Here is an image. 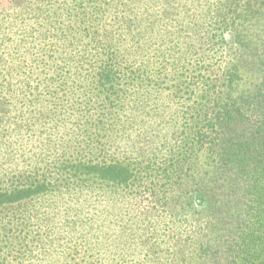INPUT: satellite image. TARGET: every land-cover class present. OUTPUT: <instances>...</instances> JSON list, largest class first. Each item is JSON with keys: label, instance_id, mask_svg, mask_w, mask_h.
<instances>
[{"label": "trees", "instance_id": "16d2710c", "mask_svg": "<svg viewBox=\"0 0 264 264\" xmlns=\"http://www.w3.org/2000/svg\"><path fill=\"white\" fill-rule=\"evenodd\" d=\"M172 2L180 3L166 0L157 19L148 11L136 19L123 0H0V125L19 126L14 149L28 151L34 135L40 141L52 127L64 134L59 146L66 154L106 157L79 162L75 170H68L70 160L64 159L54 165L55 171L25 172L0 184V212L12 207L9 217L0 216V264H47V259L49 264H100L99 258L117 263L118 252L111 257L105 250L115 209L103 203L105 197L99 200L95 186L76 185L87 180L132 191L145 181L158 187L151 192L156 201L150 206L156 223L135 233L136 246L148 248L135 264H264V38L255 50L248 27L264 17V0L212 1L209 21L234 55L222 74L213 70L214 76L206 78L204 86H210L212 96L204 102L206 109L196 113L193 128L184 131L188 134L180 131L177 148L170 143L159 154L165 140L141 146L144 127L126 133L111 121L123 80L143 82L159 75L116 49L118 29L126 31V40L139 42L153 33L142 27L186 31L197 23L190 8L178 14ZM118 5L129 16L119 15ZM240 50L258 53L260 76L251 87L240 86L245 63ZM89 105L101 107L94 120ZM100 120L104 125L98 129ZM75 132L84 134L86 148L77 147ZM198 151L209 166L199 178L185 170ZM191 188L202 192L207 204L188 223L184 211L167 201L176 191L190 194ZM36 202H42L40 210ZM125 203L119 210L128 209ZM37 212L47 216L33 217ZM161 215L171 219L169 225ZM58 225H64L65 235L51 230ZM41 230L55 236L43 242ZM48 243L51 250L71 252L50 257Z\"/></svg>", "mask_w": 264, "mask_h": 264}, {"label": "rangeland", "instance_id": "374dc122", "mask_svg": "<svg viewBox=\"0 0 264 264\" xmlns=\"http://www.w3.org/2000/svg\"><path fill=\"white\" fill-rule=\"evenodd\" d=\"M123 1L137 13L136 19L143 15L142 12L144 11H148L153 18L157 19V16L162 12L166 3V0H158L156 4L152 3L150 0ZM179 1L180 3L172 2L176 8V10H173L178 14H182L184 10L190 8L189 13L192 17L196 18L195 21H197V23L192 24L188 30L177 31L176 28L166 25H160V27L156 28L154 26L152 28L142 27L144 33H149L150 30H153V33L144 34L146 38H142L141 41L137 42L126 40L124 37L127 35L126 31H124L123 28H119L118 36L120 40L116 42V49L118 51L123 54L126 53L130 56L129 58H132L136 62L145 63L150 69L151 74L159 73V75L154 77L153 80L146 79L143 82H140L139 79H134L131 82H128L130 79L123 80L122 91L117 95V99H115L116 107L113 113L114 117H112L111 121L113 125H117L116 127L122 125L126 133H132L138 126L144 127L145 137L139 144L141 146H145L147 140L157 141L159 138L165 140L164 147L159 153L162 155L165 154L167 151L166 147L169 146L170 143L174 148H177L174 143L179 142L178 138L181 136L180 131L184 133V131L187 132V130L189 131L193 128L196 113L206 109L204 102H206L213 93L212 90H209L210 86L209 88L204 86L206 78L214 76L213 70L217 75L222 74L229 60L234 55V50L231 49L228 44L221 43V37L218 36L215 30L217 25L209 21V11L212 8L213 0ZM118 6L119 15L126 14L129 16L128 11H124L125 7ZM133 21H135V19H133ZM248 27L250 37L255 41L256 47H258L255 50H258L261 41L259 38H264V17L260 18L258 22L248 23ZM167 31L169 33H167ZM159 34L163 37V40ZM134 37L135 36H133V38ZM136 38L137 36L135 40ZM241 51L245 63L240 70L242 74L240 86L251 87L259 80L260 76V70L256 64V55L258 53L256 51L250 52L247 50H240V52ZM203 87L205 88L202 90ZM131 105L132 107H130ZM89 106L92 112L91 116H93L92 118L94 120L99 115L101 107H99V105ZM24 114L26 118L28 114ZM96 123L99 125L98 129L104 125L102 120ZM14 127L15 126L10 127L4 124L0 125V184L6 180H8L7 183H9L12 179L15 180L17 176L25 172H40L46 170L48 167H50L52 171H55L54 165L60 164L64 159L70 160L71 167H69L68 170L70 168L75 170L80 167H76V164H79V162L91 161L92 163H97L106 158L102 154H66L63 148L59 146V140L62 142L64 141V134L59 132L58 129L55 131L52 127L48 130L50 135L45 136L47 133L46 131V133L42 134V139L40 141L34 135L32 143H30L33 146H29L28 151L20 153L18 150L16 151L14 149L17 147L18 141L14 133L18 132L20 129L19 126L13 129ZM39 130L40 128H36L34 130L35 134L38 133ZM186 132L184 134L187 135L188 133ZM73 135H75L74 140L78 142L77 147L80 144L79 148H86V144L83 143L84 134L75 132ZM55 136L57 138H55ZM108 137L111 139L112 136ZM104 138V140L107 139L106 136ZM13 140H16V143H13ZM84 142H86V137ZM113 142H109V144H111L110 146H112V144L115 145L116 141L115 143ZM119 142L121 146L123 142ZM53 146H58L57 150L59 152H54L56 149ZM126 155L130 154H125L124 156ZM197 155L198 157L192 158L190 163L187 162L185 170H187V174L194 173L199 178V172H203L208 169L209 166L205 164V155L202 154V152L198 151ZM91 156L93 157L88 159ZM141 171L143 173V169ZM82 183H84L83 187L86 185L95 186L98 190L96 194L102 195L99 200L105 197V202L103 203L111 204L115 209V217H113L115 219L111 224L113 230H111V233L107 234L105 238V250L110 252V256L112 257L113 255L111 253L114 252H118L119 254L117 256V263L114 264L137 263L136 261L139 253L143 254L148 248L143 247L144 249L142 251L136 246L139 236L137 235L136 239L135 233L138 231L141 234V228L147 230L145 227L147 224L156 223V220H153V218L155 216L158 217L157 213H155V210H150V206H153V204H155L153 201H156L152 199L151 192L153 189L158 190V187L150 182L146 183V181L134 191L128 188L117 189L99 180H87L85 182L77 181L76 185ZM194 188L188 190L190 194L176 191V195H173L171 198L169 197V201H167L169 204L179 208L181 212L184 211L183 213L185 214L183 217L188 220V223L199 215L201 216V209L207 204L203 193L194 191ZM109 191V196L110 198L112 196V200L107 202V192ZM122 202H127L125 204L128 209L125 211L119 210L120 206H122ZM41 203L42 202H40V204ZM40 204L36 202L39 210L41 209ZM146 210L148 211L146 212ZM11 212V206H4L1 209L0 216L9 217ZM46 216V213L41 214L40 212L33 214V217L36 218ZM161 216L162 218H159L163 219L166 225L170 223L171 219L165 218V215ZM163 225L164 228H166L165 224ZM131 226H133L134 233L130 232ZM135 226L139 229H135ZM65 229L64 225H58L51 230L56 234L65 235ZM42 231L43 230L40 231L39 238L43 240V242H48V239L55 236V234H52L50 231L45 233ZM105 233L106 232H104V234ZM72 239L73 242L76 240L75 237ZM161 240L162 239L159 238V242H161ZM37 248H39L38 245ZM51 248L52 246L48 243L46 250L50 251V257L58 253L65 255L67 252H71L65 248H54L56 250H51ZM49 262L50 259H47L46 263L49 264ZM97 262L100 264L108 263L105 259L100 258L97 259ZM53 263L54 262L51 261V264Z\"/></svg>", "mask_w": 264, "mask_h": 264}]
</instances>
